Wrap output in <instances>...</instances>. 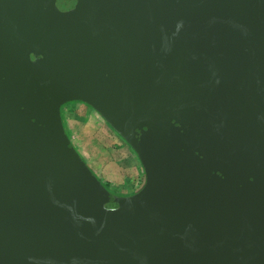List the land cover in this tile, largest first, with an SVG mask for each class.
Wrapping results in <instances>:
<instances>
[{"label": "water", "instance_id": "95a60500", "mask_svg": "<svg viewBox=\"0 0 264 264\" xmlns=\"http://www.w3.org/2000/svg\"><path fill=\"white\" fill-rule=\"evenodd\" d=\"M74 100L136 192L77 150ZM0 264H264V0H0Z\"/></svg>", "mask_w": 264, "mask_h": 264}, {"label": "rangeland", "instance_id": "374dc122", "mask_svg": "<svg viewBox=\"0 0 264 264\" xmlns=\"http://www.w3.org/2000/svg\"><path fill=\"white\" fill-rule=\"evenodd\" d=\"M62 116L73 144L102 182H109L106 185L111 192L128 195L143 185L144 171L140 161L132 160L127 152L131 147L109 129L97 111L82 101L74 100L62 105ZM130 150L134 152L132 148ZM132 175L140 176L139 188L140 184L133 183Z\"/></svg>", "mask_w": 264, "mask_h": 264}, {"label": "crops", "instance_id": "0c3cea01", "mask_svg": "<svg viewBox=\"0 0 264 264\" xmlns=\"http://www.w3.org/2000/svg\"><path fill=\"white\" fill-rule=\"evenodd\" d=\"M67 110H69V108H67ZM67 110H66V111H67ZM65 120H66V116H65ZM68 120H70L69 117H68ZM130 149H131V148H129V149L127 150L129 156L132 157V160H133V158H134V160H136V161L139 163V159H138L137 155L135 154V152H133V151L130 150ZM131 151H132V152H131ZM135 163H136V162H135ZM135 163H134L133 165H134V168H135V170H136ZM133 165H132L131 168H133ZM141 168H142V165H141ZM142 169H143V168H142ZM133 176H134V177H133ZM132 177H133V180H132L133 183H136V185L141 183V178H140L139 175H136V177H135V175H132ZM131 186H132V185H131ZM140 186H141V184L138 185V188H139Z\"/></svg>", "mask_w": 264, "mask_h": 264}, {"label": "trees", "instance_id": "16d2710c", "mask_svg": "<svg viewBox=\"0 0 264 264\" xmlns=\"http://www.w3.org/2000/svg\"><path fill=\"white\" fill-rule=\"evenodd\" d=\"M106 124L108 125V127H109V129L114 133V134H116L117 136H119L121 139H123L107 122H106ZM123 141H125L124 139H123ZM107 182V181H106ZM124 182V181H123ZM107 183H109V182H107ZM106 183V184H107ZM105 183H104V185L106 186V187H108L107 185H106ZM123 184V183H122ZM132 192H134V191H132Z\"/></svg>", "mask_w": 264, "mask_h": 264}]
</instances>
